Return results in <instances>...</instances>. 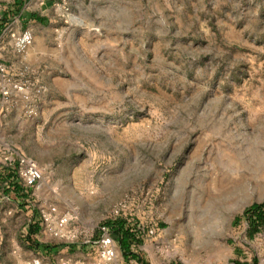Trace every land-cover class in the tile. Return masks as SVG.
I'll use <instances>...</instances> for the list:
<instances>
[{"label":"rangeland","instance_id":"374dc122","mask_svg":"<svg viewBox=\"0 0 264 264\" xmlns=\"http://www.w3.org/2000/svg\"><path fill=\"white\" fill-rule=\"evenodd\" d=\"M21 1L0 0V87L23 88L0 97V170L12 150L42 179L0 196V264H89L117 218L146 264H264V235L231 225L264 201V0ZM65 213L64 237L27 235Z\"/></svg>","mask_w":264,"mask_h":264},{"label":"trees","instance_id":"16d2710c","mask_svg":"<svg viewBox=\"0 0 264 264\" xmlns=\"http://www.w3.org/2000/svg\"><path fill=\"white\" fill-rule=\"evenodd\" d=\"M52 0H48L47 4L51 5ZM22 6L21 0H13L9 14L11 16L20 15V9ZM28 20H34L40 22L42 18H39L36 14L26 15ZM4 14L0 18V32L5 24ZM11 195L16 200L24 201L27 199L28 192L22 187L19 181L15 168L2 167L0 170V196ZM240 222L245 223V236L247 239H252L255 235L261 233L264 235V201L260 203H252L245 207L241 213L233 217L231 225L235 227ZM105 226L109 232L111 239L117 244L120 253L124 260L134 261L137 264H146V262L130 251V247L139 243L137 232L134 227L129 225L124 219L117 218L112 221H105L101 224ZM40 231L38 223H33L27 226V235L31 236L37 234ZM175 264V263H169Z\"/></svg>","mask_w":264,"mask_h":264},{"label":"built area","instance_id":"2783aa9c","mask_svg":"<svg viewBox=\"0 0 264 264\" xmlns=\"http://www.w3.org/2000/svg\"><path fill=\"white\" fill-rule=\"evenodd\" d=\"M30 43V35L24 33L18 40L19 48H24ZM5 72L4 68L0 66V73ZM23 88L19 84H9L0 87V97L5 99L11 92L21 93ZM2 165L5 168H15L16 175L21 182L22 187L25 189L35 188L42 179V172L36 165V163L19 155L12 150H8L3 158ZM126 207L125 202H121L115 208L116 211L122 210ZM70 213H65L61 216L52 218L50 215H40V227L42 230L53 234L56 237H64V230L71 220ZM99 236L95 240V257L89 264H123L122 260L118 258L114 241L109 236V232L105 226L98 227ZM26 264H44L41 260L33 258L27 261ZM57 264H76L70 263L69 260H59Z\"/></svg>","mask_w":264,"mask_h":264},{"label":"bare ground","instance_id":"6f19581e","mask_svg":"<svg viewBox=\"0 0 264 264\" xmlns=\"http://www.w3.org/2000/svg\"><path fill=\"white\" fill-rule=\"evenodd\" d=\"M251 172H254V171H248V170H246V172L244 173V174H242V175H240V177L238 178V179H236V180H230V178H229V181H222V185L223 186H226V185H232V188H233V190H237V189H239V188H241L242 186H243V184H244V182H245V180H246V178H247V174L246 173H248L249 175H251ZM251 177V176H250ZM232 178V177H231ZM228 179V178H227ZM227 196V195H226ZM224 198V197H223ZM227 199H229V198H226V200ZM249 199H250V197H248L247 195H244V196H242V200H244V202H246V201H249ZM223 200V199H222ZM232 201V200H231ZM236 201V200H235ZM239 203V202H238ZM237 203V204H238ZM224 204V203H223ZM221 208V207H220Z\"/></svg>","mask_w":264,"mask_h":264},{"label":"crops","instance_id":"0c3cea01","mask_svg":"<svg viewBox=\"0 0 264 264\" xmlns=\"http://www.w3.org/2000/svg\"><path fill=\"white\" fill-rule=\"evenodd\" d=\"M48 1V0H47ZM47 3V2H46ZM94 257H95V253L93 254V257L92 258H87L88 259V263H89V261H91L92 259H94ZM78 260H81V261H83V260H86L85 258H82V256L81 255H78ZM87 261V260H86ZM80 263V262H79Z\"/></svg>","mask_w":264,"mask_h":264}]
</instances>
